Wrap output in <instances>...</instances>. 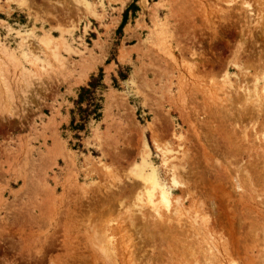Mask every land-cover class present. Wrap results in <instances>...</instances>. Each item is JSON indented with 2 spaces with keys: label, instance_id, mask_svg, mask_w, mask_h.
<instances>
[{
  "label": "rangeland",
  "instance_id": "1",
  "mask_svg": "<svg viewBox=\"0 0 264 264\" xmlns=\"http://www.w3.org/2000/svg\"><path fill=\"white\" fill-rule=\"evenodd\" d=\"M263 22L264 0H0V264H264V177L235 139L246 128L264 148V121L238 119L233 100L253 75L251 92L264 88ZM100 70L101 120L76 139L77 91ZM224 74L232 93L222 110L213 97ZM143 160L172 219L156 225L145 206L134 232L124 217L145 199L133 186ZM177 164L188 195L171 192Z\"/></svg>",
  "mask_w": 264,
  "mask_h": 264
},
{
  "label": "bare ground",
  "instance_id": "2",
  "mask_svg": "<svg viewBox=\"0 0 264 264\" xmlns=\"http://www.w3.org/2000/svg\"><path fill=\"white\" fill-rule=\"evenodd\" d=\"M225 1V3L227 2V3H229L231 0H224ZM242 6H244L246 9H247V12L249 13V12H251L252 10H250L251 8H250V4L249 3H247V2H242ZM210 12V11H209ZM245 13V12H244ZM221 14V13H220ZM262 15H263V13H262ZM247 18V17H246ZM263 19V17L261 16V17H257V19H256V21L257 22H259L260 20H262ZM255 20V19H254ZM263 21V20H262ZM264 23V22H263ZM262 23V25H260L259 26V28L262 26L263 27V24ZM257 24V23H256ZM257 26V25H256ZM264 28V27H263ZM261 29V28H260ZM264 30V29H263ZM264 33V32H263ZM53 55H54V57H55V59H57L58 58V55L57 54H54L53 53ZM191 56L192 57H194V56H196V55H194V53H192L191 54ZM236 61L237 60H235V61H233V66L238 70L237 72L239 73L238 75H240L239 77H238V75L236 76V78L238 77V79L237 80H240V79H242L243 80V82H245L246 81V74L247 73H245V69H243V67L240 65H237V63H236ZM36 67H38V66H36ZM191 68H192V66H191ZM37 69V68H36ZM194 69V71L196 70L195 68H193ZM43 71L42 73H44L45 72V69L43 68V67H39V71L38 72H41V71ZM245 70V71H244ZM259 70H260V68H259ZM264 74V73H263ZM224 76H225V78L223 79V81H224V83H223V86L220 88V87H218V89L219 90H221V92L219 93V92H217V89H216V92L219 94V95H215V93H214V95H212V93L210 92V90H209V92L211 93V95L212 96H214L213 98V103H214V101H216V102H218L217 104L218 105H220V108H222V110L224 109L225 110V108H227V105H225V104H227V103H231V99L229 98L230 97V94L232 93V90H231V87H232V85L230 84L231 82H230V80H229V78H227L226 76H227V74H224ZM253 80H252V87H251V89L249 88V87H247V86H243V87H238L239 88V90H241V93H242V97L240 96V97H238V98H233V100H236V104L237 105H234L235 106V108H238L239 109V111H237V114H238V119H242V118H247V117H249V118H253V116H254V118H255V116H256V118L257 117H260V116H263V121H264V103H260V97L258 96V94H259V92H261L262 91V95H264V88H262L259 92H258V94L257 93H253V92H251V91H254L255 90V83L256 82H258L261 78L260 77H258V76H256V75H253V78H252ZM236 80V79H235ZM247 85V84H246ZM249 85V84H248ZM219 86V85H218ZM222 88H223V90H222ZM214 89V90H215ZM213 90V89H212ZM236 93V92H235ZM253 93V94H252ZM207 94V93H206ZM209 94V93H208ZM233 95H234V93H233ZM234 97V96H233ZM240 98H242L243 99V104L240 106L239 104H240ZM210 100V99H209ZM262 100V99H261ZM263 101H264V99H263ZM216 102H215V104H216ZM212 103V104H213ZM214 104V105H215ZM222 104H224V105H222ZM217 105V106H218ZM252 106V109H250V107L249 108H247L248 106ZM216 106V105H215ZM213 107V106H212ZM220 108H218L219 110H220ZM229 109L230 108H228V112H229ZM214 110V109H213ZM227 110V109H226ZM221 111V110H220ZM235 113H236V111H235ZM228 114V113H227ZM230 118H231V116H230ZM233 118V117H232ZM252 122V121H251ZM250 122V123H251ZM253 127V126H252ZM264 128V127H263ZM253 131V130H252ZM240 137H235V139L237 140H239V142L237 143V148H238V151H236L237 153H238V156L239 157H241L242 155H244V153H250L251 151H253L254 152V155H255V157H256V159H255V161L253 162V164H250L251 166H254L255 168L256 167H258V168H256L255 170L256 171H259V172H261V174H262V180H263V177H264V148H262V146L260 145V142H261V134L259 133V134H255V133H253V136H249L250 134H248V132L246 131V128H244V129H242L241 131H240ZM259 135V136H258ZM234 141V140H233ZM180 142V141H179ZM182 144V143H181ZM180 144V145H181ZM251 144H254V146H256L257 145V149H252L250 146H251ZM262 144V143H261ZM158 146H157V148L158 149H160V151L161 152H163L164 154H166L168 151L166 150V148L165 147H163V146H160L159 144H157ZM179 145V146H180ZM264 145V144H263ZM184 146V145H183ZM244 146H247L246 148L244 147ZM253 146V145H252ZM181 147V146H180ZM236 147V146H235ZM184 149H185V147H183ZM181 149H182V147H181ZM180 151H182V150H180ZM228 152V151H227ZM184 153L185 154H187L185 151H184ZM183 153V155H182V157L180 158L179 157V161H182L184 158V154ZM180 154V153H179ZM248 156H249V158H250V154H247ZM181 156V155H180ZM235 157V156H234ZM174 159H177V157L176 158H174ZM177 160V161H178ZM178 161V162H179ZM179 164H181L180 162H179ZM179 164H177V165H172L171 166V169H170V173H169V175H170V185H171V187H173V189L171 190V192H172V194H176L177 193V190L176 189H174V188H185L184 189V191H182L181 190V192H184L185 193V195H188V194H190L191 192H190V190H189V188L188 187H186L185 186V184H186V180L184 179V176H182L180 173V171L177 169L178 168V165ZM219 165V164H218ZM238 165V164H237ZM242 165V164H241ZM147 166V162L145 161V160H143V162H142V164H141V167H139V170L137 171V172H134L133 174H135V176H134V179L135 180H137V181H134V192H136V190H138V192H139V190H141V187L143 188V189H145V191L146 192H144V195H145V199L143 198V200H142V197H139L140 196V193L138 194V195H136V201L138 202L135 206H136V208L138 207L139 209H137L135 212H134V210H130V209H126L125 210V212H127V211H130V212H127L126 214H125V220L127 221V224H128V226H129V230L131 229V230H133L134 231V226H136L137 225V223L135 222L136 221V218H137V216H135V215H138V213H139V217H143V216H145V215H143L142 214V212H141V209L143 210L144 209V207L145 206H147L148 207V209H149V211L151 212V213H149V214H151L150 216H152V218H154L153 219V221H161V220H164L163 218H164V216L163 215H166L167 217H169L170 215H171V208H170V205H169V202L167 201V193H166V190L165 189H163V188H160V187H158L157 186V184H155L154 183V175L152 174V173H149L147 176H145L144 174H143V169L145 168ZM249 166V165H248ZM237 168V167H236ZM228 169V168H227ZM242 169V168H241ZM240 169V170H241ZM226 170V169H225ZM238 170V169H237ZM245 170V169H244ZM168 171H169V169H168ZM151 172V171H150ZM247 174V173H246ZM252 176V175H251ZM248 177H249V175H248ZM261 177V176H260ZM113 178V177H112ZM240 179V178H239ZM251 179V178H250ZM116 181V180H115ZM116 182H118L116 185L115 184H113V185H110V187H112V188H114V187H116L118 184H121V181H116ZM139 183V184H138ZM263 183V182H262ZM133 184V183H132ZM122 185V184H121ZM133 186H132V188H133ZM119 188V187H118ZM127 188V187H126ZM131 188V187H130ZM130 188H129V190H130ZM131 188V191L133 190ZM234 189V188H233ZM143 191V190H142ZM154 191H157L158 192V200L156 199V201H154V197H155V195H154ZM156 193V192H155ZM143 196V195H142ZM112 198H113V196H112ZM176 199L174 200V201H176L175 203H176V205H177V207L176 208H173V209H175V211H176V209H177V211H178V213L177 214H181L182 213V204H181V201L179 200V196H177V197H175ZM145 200V201H144ZM210 200V199H209ZM192 201V200H191ZM259 203V202H258ZM192 204H194V203H192ZM196 204L197 203H195V206H196ZM203 205V204H202ZM262 205V204H261ZM197 206H199V205H197ZM193 207V206H192ZM161 208H163V210H164V213L165 214H162V213H160V210H161ZM201 208V207H200ZM199 209V208H198ZM147 210V209H146ZM148 211V210H147ZM184 212V211H183ZM199 212V211H198ZM137 213V214H136ZM148 213V212H147ZM175 213V212H174ZM175 213V214H176ZM195 213V212H194ZM141 215V216H140ZM148 215V214H147ZM172 215H174V214H172ZM179 215H178V217H179ZM182 215V214H181ZM176 216V215H175ZM149 217V216H148ZM148 217H146L147 219H149ZM171 217V216H170ZM169 217V218H170ZM123 218V219H124ZM140 219V218H139ZM172 218H170V219H167V220H171ZM144 220V219H143ZM140 221V220H139ZM149 221V220H148ZM155 221V222H156ZM157 221V222H158ZM137 222H138V220H137ZM157 222H156V225H157ZM170 222V221H169ZM174 223H175V221H173ZM141 223H143V222H141ZM150 223V222H149ZM192 223H194V222H192ZM207 223V222H206ZM139 224V223H138ZM152 224V223H151ZM194 224H196V222L194 223ZM120 227H119V229H121V224H118ZM146 223L144 224L143 223V225L142 226H144L145 228H148V227H146ZM150 224H148V226H149ZM154 225H155V223H154ZM176 225H177V221H176ZM175 225V226H176ZM198 225V224H197ZM138 226V225H137ZM141 226V225H140ZM161 226H163L162 224H161ZM191 226V225H190ZM193 227V226H192ZM198 227V226H197ZM207 227V226H206ZM205 227V228H206ZM132 228H134V229H132ZM142 228V227H141ZM173 228H174V226H173ZM199 228H200V226H199ZM204 228V227H203ZM123 229V228H122ZM127 229V228H126ZM136 229H138V232H139V228H137L136 227ZM135 229V230H136ZM150 229V228H149ZM201 229H202V227H201ZM200 229V230H201ZM207 229V228H206ZM124 230H125V228L123 229V230H120L121 232H123L124 233ZM125 231L126 233L128 232V234H130L129 232L130 231ZM152 230V229H151ZM158 230H160V229H158ZM175 230V229H174ZM199 230V229H198ZM145 232H147L146 230H144ZM179 231V230H178ZM106 232V231H105ZM121 232H120V234H121ZM135 232V231H134ZM149 233H152V231H148ZM147 232V233H148ZM194 232V231H193ZM207 232H209L208 231V229H207ZM126 233H125V235H126ZM146 233V234H147ZM127 234V235H128ZM133 234H135V233H133ZM144 234V233H143ZM208 234V233H207ZM210 234V233H209ZM95 235H97V233L95 234ZM94 235V236H95ZM126 235V236H127ZM131 235H132V233H131ZM131 235H128V237L129 236H131ZM136 235L138 236L139 235V233L137 234L136 233ZM135 235V236H136ZM150 235V234H149ZM154 235V234H153ZM152 235V236H153ZM156 235V234H155ZM144 236H146V235H144ZM157 236V235H156ZM167 236V235H166ZM190 236V235H189ZM195 236V235H194ZM211 236V235H210ZM121 237H122V235H121ZM139 237H142V236H139ZM151 237V236H150ZM154 237V236H153ZM152 237V238H153ZM205 237H207V236H205ZM123 238V237H122ZM132 238V237H131ZM152 238H150V240H152ZM97 239V238H96ZM130 239V238H129ZM128 239V240H129ZM140 239V238H139ZM143 239V238H142ZM98 240V239H97ZM102 240H103V238H102ZM202 240V239H201ZM211 240H213V238L211 237ZM99 241V240H98ZM122 241V240H121ZM124 241V240H123ZM142 241V240H141ZM103 242V241H102ZM129 242V241H128ZM127 242V243H128ZM97 243V242H96ZM101 243V242H100ZM99 243V244H100ZM98 244V245H99ZM144 244H145V242H144ZM127 245V244H126ZM125 245V248L126 247H128L129 246V244L126 246ZM143 245V244H142ZM134 246V245H133ZM136 246V245H135ZM134 246V247H135ZM97 248H98V246H96ZM102 248H103V246H102ZM123 249V252H125L124 250H126V249ZM138 248V247H137ZM99 249V248H98ZM131 249V247L129 246L128 248H127V256H129V257H131L132 256V253H134L135 251H134V249H133V251L134 252H131L132 251V249H131V251L129 252V250ZM151 249V248H150ZM101 250V249H100ZM141 250V249H140ZM160 250V249H159ZM191 250H192V248H191ZM206 250H208V249H206ZM210 250V249H209ZM208 250V251H209ZM137 251V250H136ZM167 252H168V250H167ZM102 253V252H101ZM135 254V253H134ZM191 255V254H190ZM139 256H140V254H139ZM142 257V256H141ZM105 258V257H104ZM126 258V257H125ZM133 257H131V259H132ZM129 259V258H128ZM131 259H130V261L129 262H131L132 263V261H131ZM142 259V258H141ZM107 260V259H106ZM135 260H136V257H135ZM108 262V261H107ZM124 262V261H123ZM126 264H128L127 263V261L125 262ZM111 264V263H110ZM130 264V263H129Z\"/></svg>",
  "mask_w": 264,
  "mask_h": 264
},
{
  "label": "trees",
  "instance_id": "3",
  "mask_svg": "<svg viewBox=\"0 0 264 264\" xmlns=\"http://www.w3.org/2000/svg\"><path fill=\"white\" fill-rule=\"evenodd\" d=\"M136 1V0H135ZM138 11L137 6L133 3L128 9L123 12L122 22L118 31L126 24L128 13L133 15ZM119 78L125 80L126 76L122 73V69L118 71ZM114 81H116L114 79ZM106 86L103 84V74L99 71L98 76H92L87 85L80 87L77 91V97L74 100L75 110L71 111L72 118L70 128L75 132V138L79 139V133L86 130L89 122H99L102 117L103 110V92Z\"/></svg>",
  "mask_w": 264,
  "mask_h": 264
}]
</instances>
